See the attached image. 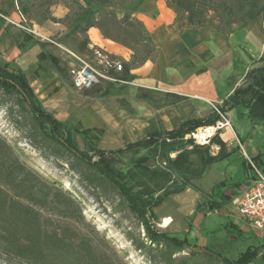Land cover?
I'll list each match as a JSON object with an SVG mask.
<instances>
[{"label":"trees","instance_id":"trees-1","mask_svg":"<svg viewBox=\"0 0 264 264\" xmlns=\"http://www.w3.org/2000/svg\"><path fill=\"white\" fill-rule=\"evenodd\" d=\"M55 0H47L51 5ZM75 5L86 6L83 14L74 13L72 6L69 13L58 22L71 26L74 31L86 34L90 27H96L104 38L119 40L110 30L121 28L126 44L134 53L133 60L123 61L121 77L130 80L129 69L143 64L154 50V42L139 19L130 13H123L117 18L115 13H107V23L97 19L96 6L112 4L114 0H70ZM82 4H81V3ZM168 5L179 15L185 14L184 25L209 26L217 35H226L234 28L246 27L258 17L264 15V0H168ZM212 12V16L208 13ZM44 18L56 20L48 14ZM116 38V39H115ZM89 39L85 36L79 41V51L92 54L88 48ZM133 44H138L135 48ZM45 59L57 70L59 59L52 54H43ZM251 66L239 85L214 109L202 118L185 121L177 129H159L139 140L128 142L123 147L101 150L96 147L88 129H80L57 119L45 110L26 75L19 69L9 68L8 62L0 61V104L5 106L6 116L12 126L22 134L36 149L46 150L56 157L67 154L69 167L76 171L90 187H97L98 182H105L116 189L128 210L137 218L144 230V238L137 247H160V257L164 264H171L174 252L189 251V254H202L220 264H252L259 256L264 261V240L255 246L247 247L235 258H228L220 251L195 243L194 236L188 230L184 235L162 231L151 222L153 208L161 204L165 197L181 192L190 187L199 191L192 180L201 179L206 168L237 152V145L228 148L226 143L215 135L212 143L219 149L212 154L209 145H198L192 139H183L199 127L214 125L221 121L220 116L235 107L244 108L252 121L264 124V56ZM93 88V87H92ZM100 87L88 92L94 96L105 95ZM6 100H10V103ZM80 137L84 149L77 146ZM141 148L154 149L162 162L159 169L149 168L137 162L138 172L146 180L137 183L133 190L127 179H134L136 172L127 169L117 170L114 157L128 151ZM194 156V158H192ZM254 166L264 172V160L257 154L251 158ZM83 166V169L80 167ZM245 170L251 166L242 161ZM247 177L240 181L221 180L214 185L215 193L206 201L196 206L191 218L198 213H211L228 204L236 196ZM175 182V183H173ZM175 184L173 189H166L167 184ZM177 183V184H176ZM164 189L162 194L157 191ZM200 192V191H199ZM201 193V192H200ZM79 209L74 198L54 181L42 177L20 158L14 145L0 135V253L5 258L16 259L21 264H118L119 257L110 250L106 243L96 239L79 226ZM242 236L240 229L235 231ZM180 264L186 263L182 259Z\"/></svg>","mask_w":264,"mask_h":264},{"label":"rangeland","instance_id":"rangeland-1","mask_svg":"<svg viewBox=\"0 0 264 264\" xmlns=\"http://www.w3.org/2000/svg\"><path fill=\"white\" fill-rule=\"evenodd\" d=\"M114 1L112 4L95 7L97 10L96 17L101 23H107L106 19L109 17L107 13L109 12L115 13L117 18H121L123 13L127 12L132 17L138 19L136 12L143 0ZM164 2L169 7L168 0H164ZM16 4L17 10L26 19L27 25L31 26L35 24L41 33L43 32L44 35H48L55 42L79 54L91 57L85 50L80 52L78 47L79 41L87 36V34H83L81 31H74L71 26H67L63 22L54 23L50 19L44 18V15L48 13L50 16H56L58 13L59 15L62 14L60 13V9L63 8H66L67 15L70 6H72L74 13L82 15L86 7L84 4L83 8L75 4L72 5L70 0H55L51 5L47 4V0H16ZM208 15L212 16V12H209ZM184 17L185 14L183 13L176 14L174 21L176 28H179V25L184 22ZM140 22L142 23V21ZM205 27L213 29L209 26ZM236 29L238 28H234L233 31ZM110 32L119 40L107 39L127 48L129 50V62L132 61L134 53L122 42L125 36L121 28L113 27ZM34 42L35 54L31 60L27 61L25 74L32 87L36 89L38 88V83L34 82V79L37 76H42L41 82L44 83V90L47 94L39 98L43 108L44 101L42 98L45 95L47 99L56 94L59 97L61 95V101L58 99L56 108L49 110L50 113L62 122L75 125L78 128L88 129L95 144H98V141L105 136L112 142L110 145H124L127 141L138 139L144 134V130L140 126L146 123L148 118L141 113L140 92L135 91V88L140 86L138 83L131 81V84H102L98 87H100V91H105L106 95L97 98L88 92L94 89V87L81 90L74 88L68 73H57L49 62L43 61L40 58V54H52L58 59L60 58V65L62 66L64 62L60 57L57 46L38 37ZM133 46L139 48L138 44H133ZM261 56H264V52ZM0 61L4 62L2 58H0ZM121 61L123 62V60ZM8 63L10 69H19L13 62ZM212 68L215 71L214 73H218L222 66L217 65ZM40 94H43V92H37V95ZM6 101L5 103H10V100ZM214 104L216 103H212V108L215 106ZM102 109H105L107 113L101 111ZM242 111L245 112V109L235 107L228 113V117L231 119L233 125H231L233 133H229L232 137L225 131H221L225 126L219 130V133L221 131L220 137L222 140L226 141L231 137V146L237 145L239 147L235 155L230 160L208 166L205 175L201 179L192 180V184L201 193L190 187L184 188L181 192L172 193L165 197L160 205L153 208L154 214L151 217V222L155 228L179 235H184L189 230L194 236L193 241L195 243L201 246L208 245L220 251L228 258H235L247 247L255 246L264 240V231H254L251 229L247 225V221L237 212L235 208L236 197L233 196L231 201L221 209L211 213L200 212L194 218L191 217L199 203L213 196L215 193L214 185L216 183L221 180L229 183L242 179V169H245V167L243 166L242 168L239 164L241 159L248 162L252 158V155L259 154L264 160V124L255 121L251 122L252 119L247 112L243 114ZM225 120H227L226 114L220 122L224 123ZM246 128H250V130L242 133ZM0 135L10 142V144L14 145L20 158L29 167L42 177L54 181L74 198L79 209V226L83 231L93 235L98 241H104L108 245L107 247H110L107 251L110 253L111 250L119 257L118 264H164L160 257V247L158 249L153 246L149 248L148 243L144 248L139 249L137 247L139 242L144 238V230L137 218L128 210L126 203L116 189L103 181L98 182L97 187L92 188L82 180L76 171L69 167L66 161L67 154H64L63 157H56L47 150L41 152L36 149L12 126L6 116L5 106L2 104H0ZM183 139L190 138L183 137ZM76 141L78 148L83 150L84 146L79 136L76 138ZM213 144L210 142L209 146H214ZM212 154H215V152L212 151ZM137 162L156 169L161 168L163 165L154 149L141 148L115 156L113 164L117 170L125 172L127 169H130L137 173L134 179H127L128 185H131L133 190L138 188V182L146 180L138 172ZM80 168L83 169V166ZM262 173L264 174V172ZM173 183L167 184L165 188L173 189L176 187ZM187 189H191L194 193L196 192V198L189 197L188 192H186ZM163 191L164 189L157 191V194H162ZM238 194L239 192H236L235 195L237 196ZM168 217L170 219L169 225L167 227L161 226L164 219ZM237 228L240 229L241 237L235 233ZM172 257L171 264H180L182 259H186V263L188 264H220L217 260L209 259L202 254H189L187 250L174 252ZM0 264L21 263L16 259L5 258L0 253ZM252 264L264 263L261 257H259Z\"/></svg>","mask_w":264,"mask_h":264},{"label":"crops","instance_id":"crops-1","mask_svg":"<svg viewBox=\"0 0 264 264\" xmlns=\"http://www.w3.org/2000/svg\"><path fill=\"white\" fill-rule=\"evenodd\" d=\"M66 12V8L60 9L62 14L58 13L57 17L52 16L56 20L51 21L58 23L60 18L63 19L66 16ZM0 14L2 15H0V58L4 62H13L25 74L27 61L31 60L35 54L36 49L33 46L37 37L20 27V24H27L24 16L17 10L16 0H0ZM136 17L142 21L149 32L148 34L154 42V50L143 64L132 66L129 69L130 80L140 85L135 88V91L140 92L141 113L148 119L140 126L144 130V134L125 144L139 140L153 131L162 128L177 129L187 120L206 116L213 110L212 103L220 104L239 85L246 71L256 64L264 52V15L246 27L232 30L230 33L220 36L216 35L214 29L205 26L184 25L181 28H176L174 26L176 14L172 8L165 4L164 0H143L138 6ZM31 26L41 33L35 24ZM41 34L49 38L43 32ZM86 34L89 39L88 44L92 47L100 49L112 57L129 62V50L104 38L96 27L88 28ZM40 58L49 62L41 54ZM29 65L32 67L31 64ZM58 65L63 68V72L51 64L57 73H68L65 62L61 66L59 60ZM217 65H221L222 68L218 73H214L212 67ZM42 79V76H37L34 79V82L38 83L37 89L33 88L30 83L38 99L46 94ZM39 91L43 94L37 95ZM46 95L42 98L44 109L50 112L49 110L56 108L58 99L62 98L61 95L59 97L56 94L47 99ZM95 97L100 98L104 95ZM216 104L214 105L216 106ZM101 111L107 113L105 109ZM245 112L247 111L245 110ZM245 112L242 111L243 114ZM228 113L229 111L226 116L229 125L221 131H225L232 137L231 128L233 125ZM248 130L250 128H246L242 133ZM230 132L231 134H229ZM220 133L218 131L216 134L219 138H221ZM103 137L96 144V147L101 150H112L125 145H110L112 142L105 136ZM231 137L226 141L223 140L228 148L233 147L231 146ZM213 145V152H217L218 144L214 143ZM235 153L229 154L225 159L214 164L230 160ZM242 161L243 159L239 161V164L243 168ZM248 163H252L251 159L248 160ZM243 177H247V181L238 191L239 193L253 177L252 166L251 169H242L241 178ZM186 192L189 197L196 198V192L194 193L191 189H187Z\"/></svg>","mask_w":264,"mask_h":264},{"label":"built area","instance_id":"built-area-1","mask_svg":"<svg viewBox=\"0 0 264 264\" xmlns=\"http://www.w3.org/2000/svg\"><path fill=\"white\" fill-rule=\"evenodd\" d=\"M20 27L24 31L42 40L49 41L58 47L61 59L67 64L68 73L74 88L79 90L90 89L106 83L131 84V80L120 76L123 71L121 60L110 57L107 53L89 44L88 48L92 50V54L91 57H88L43 36L33 26L20 24ZM213 109L219 113L216 106H213ZM220 116L224 118L223 115L220 114ZM227 125H229L227 120L224 123L217 121L214 125L199 127L185 134L184 138H190L193 142L202 146L209 145L211 138ZM213 148L214 146L210 145L211 152L214 150ZM250 164L253 170V177H251L249 183L236 196L235 208L251 228L264 231V174L252 163Z\"/></svg>","mask_w":264,"mask_h":264},{"label":"bare ground","instance_id":"bare-ground-1","mask_svg":"<svg viewBox=\"0 0 264 264\" xmlns=\"http://www.w3.org/2000/svg\"><path fill=\"white\" fill-rule=\"evenodd\" d=\"M200 131H202V130H200ZM169 223H170L169 217L168 218H165L164 221H163V223L161 224V226L167 227L169 225Z\"/></svg>","mask_w":264,"mask_h":264}]
</instances>
